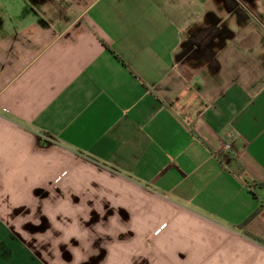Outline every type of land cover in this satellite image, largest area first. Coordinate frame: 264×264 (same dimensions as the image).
<instances>
[{"label": "crops", "instance_id": "1", "mask_svg": "<svg viewBox=\"0 0 264 264\" xmlns=\"http://www.w3.org/2000/svg\"><path fill=\"white\" fill-rule=\"evenodd\" d=\"M263 201L264 0H0V264H264Z\"/></svg>", "mask_w": 264, "mask_h": 264}, {"label": "built area", "instance_id": "2", "mask_svg": "<svg viewBox=\"0 0 264 264\" xmlns=\"http://www.w3.org/2000/svg\"><path fill=\"white\" fill-rule=\"evenodd\" d=\"M224 148L225 150L229 151L231 150V145L229 143H225ZM262 206H264V201L262 202Z\"/></svg>", "mask_w": 264, "mask_h": 264}, {"label": "trees", "instance_id": "3", "mask_svg": "<svg viewBox=\"0 0 264 264\" xmlns=\"http://www.w3.org/2000/svg\"><path fill=\"white\" fill-rule=\"evenodd\" d=\"M113 53V52H112ZM114 54V53H113ZM116 56V55H115ZM118 57V56H117Z\"/></svg>", "mask_w": 264, "mask_h": 264}, {"label": "rangeland", "instance_id": "4", "mask_svg": "<svg viewBox=\"0 0 264 264\" xmlns=\"http://www.w3.org/2000/svg\"><path fill=\"white\" fill-rule=\"evenodd\" d=\"M52 1H55V0H52Z\"/></svg>", "mask_w": 264, "mask_h": 264}]
</instances>
